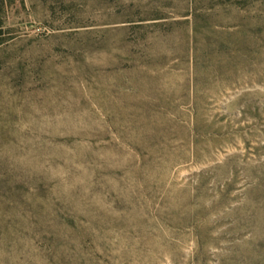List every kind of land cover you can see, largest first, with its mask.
Masks as SVG:
<instances>
[{"label":"rangeland","instance_id":"1","mask_svg":"<svg viewBox=\"0 0 264 264\" xmlns=\"http://www.w3.org/2000/svg\"><path fill=\"white\" fill-rule=\"evenodd\" d=\"M7 170L82 217L55 264H264V0H0Z\"/></svg>","mask_w":264,"mask_h":264},{"label":"trees","instance_id":"2","mask_svg":"<svg viewBox=\"0 0 264 264\" xmlns=\"http://www.w3.org/2000/svg\"><path fill=\"white\" fill-rule=\"evenodd\" d=\"M201 99L195 96L193 102ZM54 194L52 183L42 177L0 174V264H55L78 255L77 250L95 248L86 241L82 217Z\"/></svg>","mask_w":264,"mask_h":264}]
</instances>
